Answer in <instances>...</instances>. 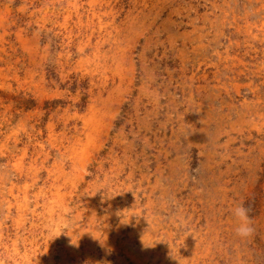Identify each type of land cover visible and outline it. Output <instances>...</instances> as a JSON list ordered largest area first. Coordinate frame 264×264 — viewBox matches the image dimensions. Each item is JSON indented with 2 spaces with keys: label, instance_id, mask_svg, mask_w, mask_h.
I'll return each mask as SVG.
<instances>
[{
  "label": "rangeland",
  "instance_id": "374dc122",
  "mask_svg": "<svg viewBox=\"0 0 264 264\" xmlns=\"http://www.w3.org/2000/svg\"><path fill=\"white\" fill-rule=\"evenodd\" d=\"M0 264H264V0H0Z\"/></svg>",
  "mask_w": 264,
  "mask_h": 264
},
{
  "label": "clouds",
  "instance_id": "9594fccd",
  "mask_svg": "<svg viewBox=\"0 0 264 264\" xmlns=\"http://www.w3.org/2000/svg\"><path fill=\"white\" fill-rule=\"evenodd\" d=\"M250 208H247L241 203L232 209V213L238 221L235 227V235L241 239H247L254 235L255 227L253 218L249 215Z\"/></svg>",
  "mask_w": 264,
  "mask_h": 264
},
{
  "label": "bare ground",
  "instance_id": "6f19581e",
  "mask_svg": "<svg viewBox=\"0 0 264 264\" xmlns=\"http://www.w3.org/2000/svg\"><path fill=\"white\" fill-rule=\"evenodd\" d=\"M26 49V48H25ZM87 62V61H86ZM92 182V181H91ZM94 232V231H93ZM160 237V236H159ZM214 237V236H213Z\"/></svg>",
  "mask_w": 264,
  "mask_h": 264
}]
</instances>
